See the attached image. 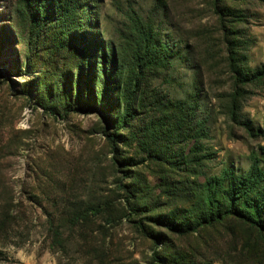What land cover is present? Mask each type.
Instances as JSON below:
<instances>
[{
	"label": "rangeland",
	"instance_id": "1",
	"mask_svg": "<svg viewBox=\"0 0 264 264\" xmlns=\"http://www.w3.org/2000/svg\"><path fill=\"white\" fill-rule=\"evenodd\" d=\"M60 1L0 0V264H264L195 215L264 197V0Z\"/></svg>",
	"mask_w": 264,
	"mask_h": 264
},
{
	"label": "trees",
	"instance_id": "2",
	"mask_svg": "<svg viewBox=\"0 0 264 264\" xmlns=\"http://www.w3.org/2000/svg\"><path fill=\"white\" fill-rule=\"evenodd\" d=\"M55 4L58 5L61 14L65 12L62 1L57 0ZM129 117H132L130 110L121 117L122 123L128 122ZM212 181L208 183L209 190L201 202L203 209L195 212V215L199 214V217H196L198 225L202 227L232 219L254 227L264 235V197L260 193L261 171L252 168L246 175L236 176L234 173H228L222 180L215 178Z\"/></svg>",
	"mask_w": 264,
	"mask_h": 264
}]
</instances>
